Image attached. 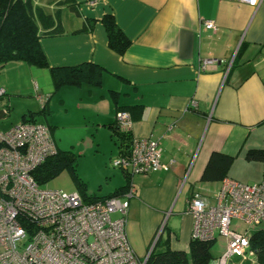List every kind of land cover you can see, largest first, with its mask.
<instances>
[{
  "label": "crops",
  "instance_id": "crops-1",
  "mask_svg": "<svg viewBox=\"0 0 264 264\" xmlns=\"http://www.w3.org/2000/svg\"><path fill=\"white\" fill-rule=\"evenodd\" d=\"M54 1L56 8L68 9L73 15L67 13L60 18L61 33L40 38L46 64L15 60L0 68V89L7 94V98L0 96V119L10 115L7 99L14 93L10 79L2 72L9 64H20L18 76L26 77L27 72L26 81L34 85L42 115L28 109L17 123L33 118L34 122L46 124L56 148L75 157L77 176L87 186L78 173L79 143L73 141L61 147L55 137L61 139L59 134L64 130L77 137L85 135L87 129L82 134L72 130L73 123H78L90 132L94 128L95 133L90 134L96 143L90 141L97 147L103 136L97 137L96 131L101 128L107 131L106 139L116 145V151L110 148L107 157L117 155L109 125L114 123L117 111H127L133 137L156 139L161 162L167 166L131 179L135 195L129 201L127 214L129 243L134 253L143 258L157 228L166 220L154 248L163 251L168 245L172 250L188 252L193 225L189 198L196 191L211 203L220 187V181L200 179L212 152L232 157L225 178L253 184L264 177V160L245 157L252 149L264 151V0H257L254 6L238 0H69L79 16L68 5H60L62 0ZM32 2L44 6L41 0ZM105 14L113 15L130 41L121 54L108 44L100 21ZM84 20L94 22L91 27L86 25V30L77 31ZM205 20L213 21L216 30L205 29ZM207 58L222 62L201 71L199 63ZM81 64L98 67L99 83L54 87L51 68ZM42 97H46L44 103L40 101ZM120 173L122 179H117L114 186L107 185L103 194L86 193L95 197L113 194L126 183ZM218 235L215 233L214 243ZM218 241L215 254L210 250L208 264H218L225 248V240L219 237ZM235 263L231 259L226 264ZM242 264L252 263L244 260Z\"/></svg>",
  "mask_w": 264,
  "mask_h": 264
},
{
  "label": "built area",
  "instance_id": "built-area-1",
  "mask_svg": "<svg viewBox=\"0 0 264 264\" xmlns=\"http://www.w3.org/2000/svg\"><path fill=\"white\" fill-rule=\"evenodd\" d=\"M238 1L257 4V0ZM203 27L216 30L211 20H205ZM221 62L203 59L199 69L207 71ZM115 122L120 130H131L127 111H117ZM56 152L46 124L27 120L0 130V264H145L163 221L143 258L129 243L126 222L129 201L135 195L132 177L167 169L161 162L158 141L133 137L129 153L118 154L111 162L128 176L125 190L94 201L85 200L78 191L67 193L36 182L34 170ZM189 211L193 217L191 238L214 240L215 233L225 238L218 264L231 259L235 264L244 260L258 264L249 246L252 230L239 231L240 226L231 222L236 219L254 229L264 224V177L253 184L224 178L211 203L199 192H192Z\"/></svg>",
  "mask_w": 264,
  "mask_h": 264
},
{
  "label": "trees",
  "instance_id": "trees-1",
  "mask_svg": "<svg viewBox=\"0 0 264 264\" xmlns=\"http://www.w3.org/2000/svg\"><path fill=\"white\" fill-rule=\"evenodd\" d=\"M58 3L68 5V8L79 16L74 3H70L69 0H62ZM100 21L106 31L109 46L117 53H123L130 41L115 23L113 15L105 14ZM93 22V20H84L83 26L77 31L86 30V27H91ZM61 32L62 26L58 14L46 12L43 7L34 4L32 0H0V68L7 62L15 60L30 65L46 64L39 40L43 36ZM50 72L55 88L62 85L77 86L83 82L97 84L100 80L98 67L91 64H81L75 67H54L50 69ZM27 120L34 121L33 118H23V121ZM109 126L116 139L117 155L128 154L133 141L131 130H120L115 121ZM245 157L247 160H264V151L252 149L246 153ZM231 161L232 157L229 155L212 152L202 171L201 181H221L226 177ZM62 167L68 169L85 200L94 201L105 198L86 193L84 182L82 181V183L77 176L75 157L71 152L57 149L55 155L48 157L43 164L34 170L33 177L40 185L56 175ZM123 175L126 183L111 195H118L125 190L128 176L125 173ZM212 243L213 240L191 238L188 252L172 250L168 245L163 251H157L153 248L145 264H208ZM249 246L254 251L257 263L264 264V230H252L250 232Z\"/></svg>",
  "mask_w": 264,
  "mask_h": 264
},
{
  "label": "rangeland",
  "instance_id": "rangeland-1",
  "mask_svg": "<svg viewBox=\"0 0 264 264\" xmlns=\"http://www.w3.org/2000/svg\"><path fill=\"white\" fill-rule=\"evenodd\" d=\"M41 2L44 5L43 9H45V11L54 14L56 13L58 14L59 18H62L63 15H66L67 13H69L70 16L73 15L68 9L61 10L56 8L54 6L55 3L54 0H41ZM50 4L52 5L53 9L50 8L51 7ZM18 65L20 64H9V66L5 68V70H3L2 72V75L4 77L7 75V77L10 79V84H12V90H14V93H10L7 99L8 101L7 105L10 108L9 110L10 115L2 120L0 119V128L2 129L17 123L21 118L22 112L27 111L28 109L39 111L38 113H36L37 116L42 115V113L40 112L39 100L38 97L36 96V90L34 89V85L30 86V83L26 81V79L29 78L27 72H26V77H22L21 75L18 76V72H17L19 69ZM24 65L23 67H26ZM46 73H48V70L46 71ZM47 77L48 78H46V81H48L47 83L51 85L52 88V84L50 83L51 77H49V75H47ZM34 80H37L36 77ZM4 97L7 98V94L4 95ZM40 118L41 119L39 120L42 122V117ZM73 126L75 127H72V130L76 134H82L84 133L82 132V130L87 129L85 131V135H81L77 137L73 135L72 131L64 130L62 134L58 133L59 135H61L62 138L59 139V137L55 135L56 136L55 139L56 141L58 139L57 143L61 147L65 145L68 147L69 144H74L73 141L79 143L76 149V151L80 154V155L77 154L78 163H79L78 173L81 174L82 178L87 183V186L84 183V190L87 192H93L95 193V195L103 194L108 189L107 185L114 186L117 183V179L119 178L122 179L120 169L113 167L111 164L112 160H114L117 155L115 153H113L111 157H109V155L107 157L106 155L107 152L110 150V148L113 149V151H116L115 148L116 145L114 146L113 141L108 140L109 138L106 139L105 133L107 131L104 130L105 132H103L101 131V128H99V130L96 131V133L98 134L97 137H99V135H102L103 139L102 142L100 143L101 146L96 147V145H93L91 143L92 140L94 141V143H96L95 141L96 138L94 139V137H92V135L90 134V133H95L94 128L93 131L90 132L87 126L84 127L79 125L78 123H73ZM67 140H69L68 143ZM40 185L44 188H49V189H61L67 193L80 191L66 167H62L56 175L52 176L50 179H48L44 183H41ZM231 225L232 226L239 225L240 226L239 231L254 229V227H247L241 221L235 219H232ZM258 227L264 229V224H261ZM218 236H216L217 238L216 243L214 242L212 243L211 246L212 254H215V252L218 249L219 237L225 240L223 236L221 235L219 237Z\"/></svg>",
  "mask_w": 264,
  "mask_h": 264
},
{
  "label": "water",
  "instance_id": "water-1",
  "mask_svg": "<svg viewBox=\"0 0 264 264\" xmlns=\"http://www.w3.org/2000/svg\"><path fill=\"white\" fill-rule=\"evenodd\" d=\"M163 224H164V227H163V230L162 232L164 231V228H165V224H166V220H163ZM162 232L160 233L159 237L161 236ZM156 244V243H155ZM155 246V245H154Z\"/></svg>",
  "mask_w": 264,
  "mask_h": 264
}]
</instances>
